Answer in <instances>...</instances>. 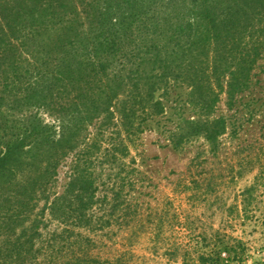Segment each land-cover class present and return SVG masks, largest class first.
Wrapping results in <instances>:
<instances>
[{
	"label": "trees",
	"instance_id": "obj_1",
	"mask_svg": "<svg viewBox=\"0 0 264 264\" xmlns=\"http://www.w3.org/2000/svg\"><path fill=\"white\" fill-rule=\"evenodd\" d=\"M262 57L264 0H0V192L19 204L0 217V264H41L35 242L45 209L87 221L95 137L69 184L76 210L67 190L35 209L96 116L118 113L130 137L164 113L157 93L181 81L194 116L178 126L174 146L194 136L215 146L227 127L214 117L221 95L231 104L248 89Z\"/></svg>",
	"mask_w": 264,
	"mask_h": 264
},
{
	"label": "rangeland",
	"instance_id": "obj_2",
	"mask_svg": "<svg viewBox=\"0 0 264 264\" xmlns=\"http://www.w3.org/2000/svg\"><path fill=\"white\" fill-rule=\"evenodd\" d=\"M188 92L187 83L170 82L157 93L164 113L130 137L118 113H101L86 126L85 142L62 160L35 212L66 190L68 200L75 196L69 184L76 165H87L82 155L95 137L94 203L82 224L45 209L35 242L41 264L86 256L96 264H264V57L248 89L231 104L221 95L214 117H224L227 127L215 146L202 136L174 146L172 135L194 116ZM18 206L12 192H0V217ZM4 237L0 231V245Z\"/></svg>",
	"mask_w": 264,
	"mask_h": 264
}]
</instances>
